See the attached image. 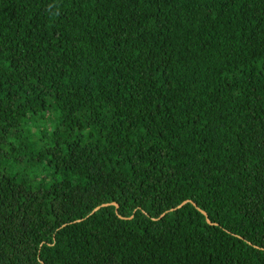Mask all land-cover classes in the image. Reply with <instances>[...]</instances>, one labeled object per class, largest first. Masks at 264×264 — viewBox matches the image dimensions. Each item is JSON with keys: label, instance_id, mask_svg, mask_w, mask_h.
I'll return each mask as SVG.
<instances>
[{"label": "trees", "instance_id": "obj_1", "mask_svg": "<svg viewBox=\"0 0 264 264\" xmlns=\"http://www.w3.org/2000/svg\"><path fill=\"white\" fill-rule=\"evenodd\" d=\"M0 264H264V0H0Z\"/></svg>", "mask_w": 264, "mask_h": 264}, {"label": "water", "instance_id": "obj_2", "mask_svg": "<svg viewBox=\"0 0 264 264\" xmlns=\"http://www.w3.org/2000/svg\"><path fill=\"white\" fill-rule=\"evenodd\" d=\"M183 203H184V202H183ZM108 205H112V206L114 207V211L116 212V204L111 203V204H102V205H100V206L94 208V209L92 210L91 213H93L94 211H96V210L99 209L100 207H107ZM178 207H179V206H178ZM200 213H201L202 215H204V217H205V214H204L203 212L200 211ZM206 222L208 223V220H206Z\"/></svg>", "mask_w": 264, "mask_h": 264}]
</instances>
